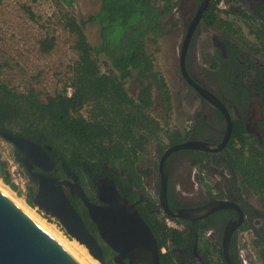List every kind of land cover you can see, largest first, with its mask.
<instances>
[{
  "label": "flooded vegetation",
  "instance_id": "af4514ba",
  "mask_svg": "<svg viewBox=\"0 0 264 264\" xmlns=\"http://www.w3.org/2000/svg\"><path fill=\"white\" fill-rule=\"evenodd\" d=\"M174 1L173 11L164 17V22L172 26L169 36L173 35L177 45L173 51L176 57L173 76L179 80L170 86L172 91L168 85L167 89L171 102L180 105L181 115L188 122V125L182 123L172 130H180L186 136L185 140L174 145L168 140L169 145L164 150L155 142L156 158L150 161L151 164L139 160L141 186L136 180H127L133 190L126 195L121 193V186L113 177L90 183L73 171H59L47 145L41 147L54 162L53 166L49 168L50 165L45 164L46 167L42 168L32 164L31 171L41 176L52 175L59 181L78 183L89 201L100 206L105 204L98 198V182L112 179L120 194L135 205L146 223L156 217L163 225V217L167 215L160 207L164 200V180L167 183L164 206L173 213L216 206L217 202H222L220 209L216 208L204 217L186 216L180 212V218L175 219L183 226L180 232L185 233L186 242L172 245V250L164 246L160 252L175 253L176 264H261L255 242L257 231L264 234V216L258 212L263 210L262 203L249 184L254 175L242 171L241 162L235 158L237 153L245 155L240 151L242 143H237L231 150L230 141L234 130L244 129L249 144L245 151L254 153L251 148L264 151V0ZM222 1L228 5L230 14L227 17L222 15ZM221 19L227 21L224 23ZM138 82L141 84L133 94L136 97L149 84L145 80ZM156 90V86L151 88L155 112L159 106L155 98L159 92ZM187 143L224 146L214 151L193 146L174 150L164 160L163 174L162 161L166 152ZM14 153L20 155L15 148ZM254 155L258 166H263V176L264 155ZM27 179L25 202L35 207L33 200L39 190L40 177L37 176L38 183L28 176ZM63 189L88 231L102 244L106 264H120L116 262V254L101 240L82 198L68 185ZM31 190L33 195L29 204ZM243 244L250 249H242Z\"/></svg>",
  "mask_w": 264,
  "mask_h": 264
},
{
  "label": "trees",
  "instance_id": "16d2710c",
  "mask_svg": "<svg viewBox=\"0 0 264 264\" xmlns=\"http://www.w3.org/2000/svg\"><path fill=\"white\" fill-rule=\"evenodd\" d=\"M30 1L36 3L40 0ZM73 2L56 0L57 6L71 7ZM174 6V0H101L99 12L89 17L87 22H79L69 12L64 14L63 24L73 37L72 48L78 56L72 67V96L66 95V87L64 91L44 99L34 88L20 92L0 79V138L7 131L29 138L42 147L47 145L59 171H73L90 183L103 177H113L121 186L123 195L133 190L127 180H136L141 186L139 160L151 141L158 142L164 150L169 144H178L186 137L178 129L164 130L153 114V86L159 92L155 96L156 101L161 104L163 100L167 111L172 109L167 84L155 70L149 44L158 45L168 26L164 17L173 11ZM26 11L35 19L29 8L26 7ZM87 23H96L100 27L98 45L89 42ZM39 47L42 53H51L56 47L55 37L41 40ZM102 63L109 67L106 71H102ZM134 74L149 82L137 97L131 96L125 85ZM85 109H88L87 116L83 113ZM244 134V129L234 130L230 141L231 150L237 143H242L240 151L243 155L249 145ZM251 149L253 154L264 155V151ZM254 157L257 158L256 155ZM3 167H6L4 162ZM259 168L258 181L254 182L252 177L250 183L246 181L259 196L263 210L258 212L264 216L263 166L259 165ZM4 182L11 189L18 190L9 177L5 176ZM30 192L29 204L33 195V191ZM18 194L21 195L20 192ZM147 223L156 236L160 251L164 246L172 250V245L186 242L185 233L168 230L164 223L159 224L156 217ZM256 233V248L261 264H264V234ZM170 252H160L161 264L177 263L176 254Z\"/></svg>",
  "mask_w": 264,
  "mask_h": 264
},
{
  "label": "water",
  "instance_id": "95a60500",
  "mask_svg": "<svg viewBox=\"0 0 264 264\" xmlns=\"http://www.w3.org/2000/svg\"><path fill=\"white\" fill-rule=\"evenodd\" d=\"M2 136L20 152L18 156L27 176L40 185L33 204L46 217L56 220L68 239L77 241L85 247L89 255L99 262L106 264L102 255V244L85 226L82 217L71 204L63 189L68 185L73 193L83 200L92 223L97 227L101 240L116 254V262L124 264H161L158 241L147 223L140 216L135 205L124 198L115 182L106 178L98 182V198L105 205H97L86 197L81 186L69 181H59L52 175L41 176L31 171L32 164L51 168L54 162L46 151L35 141L3 132ZM227 141L224 143L226 144ZM195 147L214 151L221 146L205 145L202 143L182 144L172 147L166 152L162 161L174 150ZM7 172L3 167L0 156V178ZM166 180L163 181V208L167 215L180 218L189 214L204 217L212 210L220 209L222 202L197 210H183L173 213L165 205ZM0 264H85L52 230L27 210L14 197L0 186Z\"/></svg>",
  "mask_w": 264,
  "mask_h": 264
},
{
  "label": "rangeland",
  "instance_id": "374dc122",
  "mask_svg": "<svg viewBox=\"0 0 264 264\" xmlns=\"http://www.w3.org/2000/svg\"><path fill=\"white\" fill-rule=\"evenodd\" d=\"M100 5L101 0H74L71 7L67 5L57 6L56 0H40L36 3H32L30 0H0L1 81L8 83L20 92L34 88L40 92L44 99L64 91L66 87H71L72 67L78 56L72 48L73 37L64 27V14L69 12L79 22H87L89 17L99 12ZM26 7L33 12L35 19L31 18ZM171 32L172 26L168 24L167 30L160 36L158 45L149 44L150 52L154 55L155 70L162 75L169 87L176 80H179L178 77L173 76V70L176 68L174 62L176 57L173 51L176 50L177 45L173 40V35L169 36ZM86 34L92 45L99 44L100 27L96 23H87ZM47 37H55L56 39V47L49 54L42 53L39 47L40 41ZM101 68L102 71H106L109 67L102 63ZM138 81H143V79L136 74L126 81V89L130 95L137 93V88L141 84ZM169 89L172 91L171 87ZM171 104L172 109L168 112L165 103H161L157 112L153 113L160 121L163 129H174L182 123L188 125L184 115H181L180 105L175 101H172ZM83 113L87 116L88 109H85ZM164 133L162 134L164 135ZM155 142L151 141L146 147V153L140 158L142 163L150 162L156 158ZM0 156L2 161L6 163L7 177L17 186L16 179L11 174V162L18 164L20 169L22 168L16 159L13 145L3 138H0ZM235 158L241 162L242 171L252 175L256 174L255 182L260 173L254 154L246 151L244 156L237 153ZM0 180L2 185L12 192L11 194L26 203V191L20 187L17 191L11 189L4 182V177ZM257 198L259 199V196ZM252 200L257 203L255 198ZM31 208L39 214L36 208ZM39 215L47 220L44 215ZM51 220L48 218L47 221L60 229L59 224L55 220ZM60 230L63 232L62 229ZM246 245L243 244L242 249L249 250L250 246ZM247 253L250 254V252Z\"/></svg>",
  "mask_w": 264,
  "mask_h": 264
},
{
  "label": "bare ground",
  "instance_id": "6f19581e",
  "mask_svg": "<svg viewBox=\"0 0 264 264\" xmlns=\"http://www.w3.org/2000/svg\"><path fill=\"white\" fill-rule=\"evenodd\" d=\"M0 186L8 192L12 197H14L19 203H21L27 210H29L34 216H36L41 222H43L50 230H52L85 264H99L96 260H94L84 246L79 244L77 241L68 239L64 233L58 229L55 225L52 223H49L47 220L42 218L39 214H37L35 209H32L31 207L27 206L22 199L14 196L11 194L9 190H7L1 183L0 180Z\"/></svg>",
  "mask_w": 264,
  "mask_h": 264
},
{
  "label": "built area",
  "instance_id": "2783aa9c",
  "mask_svg": "<svg viewBox=\"0 0 264 264\" xmlns=\"http://www.w3.org/2000/svg\"><path fill=\"white\" fill-rule=\"evenodd\" d=\"M220 8L222 12L228 11V5L224 1L220 3ZM68 95L69 96L72 95L71 88L68 90ZM11 174L13 177H15L18 188L20 187L24 191H26L28 186V179L24 171L19 168L18 164H14L13 162H11ZM163 223L166 226V228L170 231L180 232L183 230L182 224L177 219H174L170 216L165 215L163 217Z\"/></svg>",
  "mask_w": 264,
  "mask_h": 264
},
{
  "label": "clouds",
  "instance_id": "9594fccd",
  "mask_svg": "<svg viewBox=\"0 0 264 264\" xmlns=\"http://www.w3.org/2000/svg\"><path fill=\"white\" fill-rule=\"evenodd\" d=\"M227 13H228V11H226V12H222L223 17H227V15H228ZM70 88L72 89V94H73L74 88L71 86V87L67 88V91H66V95H67V96H69V95H68V90H69ZM70 96H72V95H70ZM70 96H69V97H70ZM3 139H4V138H3ZM5 140H6V139H5ZM6 141H7V140H6ZM9 143H10V142H9ZM15 155H16V154H15ZM16 159L18 160V162H19L20 165H21L22 170L24 171V169H23V167H22V164H21V162L19 161L17 155H16ZM2 162H3V161H2ZM24 173H25V172H24ZM25 175H26V174H25ZM5 176H8V173H6V174L4 175V177H5ZM26 177H27V176H26ZM26 198H27V193H26V197H25V199H26ZM25 204H26V203H25ZM26 205H27V204H26ZM27 206H28V205H27ZM29 207H30V206H29ZM31 207H32V206H31ZM34 208H35V207H34ZM37 214H38V213H37ZM39 214H40V213H39ZM41 215H42V214H41ZM43 215H44V214H43ZM44 216H45V215H44ZM45 218H46V217H45ZM46 219H47V218H46ZM49 219H50V218H49ZM174 219H175V218H174ZM47 220H48V219H47ZM50 220H51V219H50ZM52 220H54V219H52ZM61 229H62V228H61Z\"/></svg>",
  "mask_w": 264,
  "mask_h": 264
}]
</instances>
